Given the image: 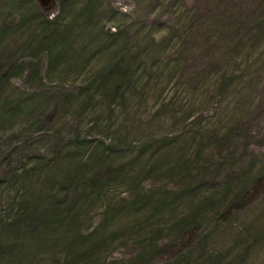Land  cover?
<instances>
[{
    "label": "rangeland",
    "instance_id": "rangeland-1",
    "mask_svg": "<svg viewBox=\"0 0 264 264\" xmlns=\"http://www.w3.org/2000/svg\"><path fill=\"white\" fill-rule=\"evenodd\" d=\"M0 264H264V0H0Z\"/></svg>",
    "mask_w": 264,
    "mask_h": 264
},
{
    "label": "water",
    "instance_id": "water-1",
    "mask_svg": "<svg viewBox=\"0 0 264 264\" xmlns=\"http://www.w3.org/2000/svg\"><path fill=\"white\" fill-rule=\"evenodd\" d=\"M39 1L47 7L51 0H39Z\"/></svg>",
    "mask_w": 264,
    "mask_h": 264
}]
</instances>
